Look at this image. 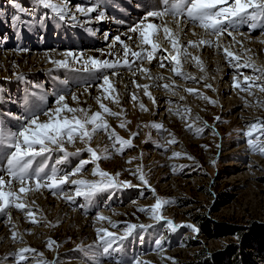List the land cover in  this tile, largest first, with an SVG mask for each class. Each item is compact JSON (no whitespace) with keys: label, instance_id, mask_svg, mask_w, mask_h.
Listing matches in <instances>:
<instances>
[{"label":"rangeland","instance_id":"obj_1","mask_svg":"<svg viewBox=\"0 0 264 264\" xmlns=\"http://www.w3.org/2000/svg\"><path fill=\"white\" fill-rule=\"evenodd\" d=\"M75 1H67L70 10L73 4L75 5ZM17 2L27 7L34 3L33 0ZM84 2L81 4L84 7L92 5L87 4L85 0ZM1 4L0 0V7H2ZM5 4H8L7 0ZM0 20L7 22L4 15L0 16ZM244 33L251 41L261 35L260 31L256 34ZM261 37L264 38V35ZM230 41V37L225 34L223 46L229 47V50L234 53H239L241 63L250 58L249 62L256 68L264 69V54L251 56L239 45L238 47L230 46ZM263 43L264 41H259L257 44L261 47L264 46ZM182 45L188 46L185 43ZM188 48L189 53L198 56L204 66V70L201 71L195 66V61L190 58L187 62L182 60V71L195 77V81L176 77L170 71L171 64H168V61L165 62L168 69L159 68L162 70L159 76L162 74L164 79L157 80L158 84L173 85L176 88L175 95L166 92L162 87L157 90L150 89L151 95L157 101L154 105L144 96L143 89H137L132 83L131 92L126 90L121 93L120 90L123 88L119 85V88H116L122 94L119 106L112 103L110 99L102 101L112 111L120 112L121 108L124 110L122 117L105 115L111 129H114L123 139H128L133 132L137 135L133 140V147L117 153L115 148L120 146L116 144L114 148L113 141H109L104 131L100 130L91 142V146L97 150L98 154L108 155L109 158L101 159L98 162L99 167L112 175L120 173L118 180L130 181L135 187L117 191L111 196L108 192L102 193L88 207H81L85 203L83 198H77L69 203L66 197L53 196L47 192L46 196L51 201L49 211L45 208L43 214L35 215L38 220L35 226L24 214L21 215L16 209H12L14 210L12 222L17 226L15 230L23 234L24 243L14 244L8 229L10 225L5 224L7 228L4 231L2 228L0 231V264H9L4 258L8 256L10 261L11 254L22 247H31L36 250L35 253L26 254L28 257L26 264H44V262L46 264H85L84 249L97 242V229L116 231L119 235L123 234V229L129 223L153 225L146 231L138 229L137 233L124 243L125 253L121 255L126 259L136 256L142 264H245V262L246 264H264V250L259 253L256 249L246 252L243 248L245 238H248L250 233L257 229L256 227L264 229V154L260 152V149L264 148V134L259 130L254 133L255 150L249 149L246 137L243 135L250 124L264 121V93L254 87L252 94L249 95L232 87L233 73L236 70L227 65L221 51L223 47L217 49L214 46L210 48L202 46L201 50ZM203 49H210L209 51L216 56L207 52L202 53ZM24 50H3L0 54L19 53ZM62 51L58 50V52ZM162 54L158 52L157 57ZM14 68V64L7 69V63H0V84L4 79H15L19 75L26 74V71L22 72ZM122 69L124 68L117 70ZM45 72L40 71L38 74ZM223 72L224 75H222ZM27 73L31 74V72ZM57 74L63 75L62 77L65 75L63 71L62 74ZM244 75L258 76L260 73L247 67L239 69L237 79L241 84L244 83ZM65 76L69 78L70 83L76 81L71 75ZM169 77L172 79H168ZM173 81H175L174 84ZM254 83H264V79ZM83 84L75 82L72 91H76L78 85L79 90L83 89ZM209 84L211 88H206L205 85ZM185 88L196 89L201 96L189 94L184 91ZM93 92H97L94 87ZM133 93L138 97L136 102L131 100ZM98 95L103 96V93ZM204 96L215 103H209L208 100L203 99ZM95 97L96 95L92 94L89 99L86 98L87 103L84 105L82 102L79 104L72 102L70 97L67 102L70 101L69 105L72 107H90L92 111H96L99 108ZM140 103H143L148 111H143L139 106ZM184 109H190V112L186 113ZM178 111L180 115L176 114ZM217 117H219L218 120ZM122 121L126 122V127L123 129L119 127ZM153 122L161 123L167 131L152 129L149 125ZM189 125H191L190 129ZM161 136L174 139L176 143L165 145L164 141L160 140ZM156 142L163 146L156 147ZM76 147L83 148L84 145L77 140L74 147L68 146V150L75 151ZM105 147H107V153L104 152ZM173 153H180V156L174 157ZM56 154L59 157L62 155L55 152L51 157ZM79 159H90V157L87 152L81 153L80 157H70L66 163L57 166L58 174L73 171ZM129 160L132 162L128 163ZM54 164L55 162L50 163L45 171L50 173L51 166ZM94 167L95 165L90 163L83 174L70 176V180H98L99 177L91 175ZM138 167L143 168V174L149 183L148 187L131 174ZM75 187L70 183L66 184L64 191L73 195ZM32 198H27L31 206H44L46 203L45 199L37 201ZM157 198L172 202L162 210L164 220L159 223L150 218V211H138L141 208L150 210ZM33 200L37 201L34 205H32ZM97 215L107 219L98 221L95 219ZM202 217L207 218L212 225H227L233 229V232L227 233L222 230L221 233H216L212 225L211 227L208 225L206 231L204 225L201 226L199 223ZM6 219V216H0V224ZM169 219L176 225H192L198 231L193 232L191 228L178 227L175 232H171L166 227V221ZM109 221L116 223L117 229L111 228ZM141 235L144 237L142 244L139 242ZM160 236H164L162 251L156 250L154 244L155 239ZM49 240L55 242L51 247L47 243ZM231 246H234L237 253L235 258L232 257L233 254H229ZM78 248L79 251H77ZM98 264H110V262L101 258Z\"/></svg>","mask_w":264,"mask_h":264},{"label":"snow or ice","instance_id":"obj_2","mask_svg":"<svg viewBox=\"0 0 264 264\" xmlns=\"http://www.w3.org/2000/svg\"><path fill=\"white\" fill-rule=\"evenodd\" d=\"M7 3L18 13L11 17V24L14 29L19 26L31 28L36 23L35 7L50 10L52 13L50 18L58 22H68L70 20L73 22L72 26H76L75 22L78 20L76 13L88 18L82 22L84 24L91 22L93 13H96L94 19L97 22H103L106 19L105 11L99 10L101 8L100 4H92L88 7L77 5L75 6V12H72L67 0H56V2H53V0H35L33 11L29 12L17 0H7ZM111 6L120 7L115 3ZM137 7L143 9V11L138 19L128 27L126 32L115 36H110L109 33L104 34L105 40H110V42L107 44L108 51L106 53L103 49L99 50L100 56H108L112 57V59H101L94 56L85 57L82 53L66 51L62 53L65 59L49 61V63L54 64L58 68L68 69L78 74H87L92 82H85L82 85L83 92L87 93L90 88L95 87L98 93H103V96L97 95L95 97L99 110L92 111L90 107L70 106L67 102L68 97L76 104H79L80 100L76 91L66 87L68 81H61V84L65 87L53 93L47 92L43 86L37 83L33 82L30 86L26 83L23 95L19 100L13 99L11 96L7 99V102L11 105H18L21 111H13L11 107L8 109L0 108V216L7 217L3 222L10 225L9 231L14 244L24 243V240L23 234L15 230L17 226L12 222V209L24 214L26 218H29L31 224H38V220L32 211V206L28 203L27 196L21 195L33 191L29 185L34 184L36 191L47 189L53 196L66 197L69 203L74 202L77 198H83L85 203L81 207H88L93 204L95 198L102 193L108 192L109 196H111L117 191L135 187L130 181L118 180L120 173L112 175L99 167L98 162L101 159L109 158L108 155L98 154L97 150L91 146V142L100 130L104 131L109 141H113L114 148L116 144L120 146L115 148L117 153H122L126 148L133 147V140L137 135V133L133 132L128 139H123L114 129H111L105 119V115L108 117H122L124 110L121 108L120 112L112 111L102 101L110 99L112 103L118 106L121 104L122 94L118 92L115 82L111 79V77L120 75L117 69L125 68L133 76L139 71L144 74L143 78L149 80H163V76L153 77L151 69L143 67L145 59L149 64H152L154 59H159L158 67L160 68H166L168 65H166L165 61H168V64H171L170 71L176 77L186 81H195V77L182 71V60L187 62L190 58L195 61V66L199 67L201 71L204 70V66L198 56L191 55L188 52V48L182 45L181 36L186 34L184 32L186 26L191 25L193 28L198 27L203 30L199 34L196 32L192 33L193 36H198L199 38L198 40H189L188 47L200 48L205 45L214 46L217 49L223 47L227 65L236 70L233 73L232 87L234 89H239L251 95L252 89L256 87L261 93H264V83H254V81L264 79V69L256 68L254 64L249 62L250 58L241 63L240 54L230 51L229 47H224L222 43L226 33L227 36L231 37L230 46L239 45L243 48V41L237 39V35H246L241 31V25H247L253 31L259 25H264V0H143ZM19 14L32 16L33 19L31 22L22 20ZM3 15V8L0 7V16ZM165 17L168 19L165 20ZM48 18L47 16H40L39 24L43 26ZM156 20H160L161 23H155ZM115 22L118 24L126 23L119 19L115 20ZM173 23L176 26L174 30L170 27ZM161 29L164 39L171 43L172 52H168L164 48L163 52L167 53V55L162 54L157 57L158 51L162 48V45L157 42ZM260 33L264 35V27L260 28ZM132 34H138V36ZM122 36L127 37V40L122 39ZM137 40L136 46L140 48L139 51L133 50L128 43V41L136 42ZM244 50L249 51L248 49ZM76 64H79L80 67H76ZM246 67L252 68L254 72H259L260 75H244V83L241 84L237 79V73L239 69ZM17 79L18 81H24L23 76H18ZM168 79L172 78L169 77ZM95 81H99V83H94ZM132 83L137 89L142 88L144 96L152 101L154 105L157 103L156 98L151 95V86L149 84L140 85L135 80ZM174 83L175 81H173ZM79 87L78 85L77 91ZM156 87H162L172 95L176 94V88L169 83L157 84ZM205 87L211 88V85H205ZM184 91L198 97L201 96L193 88H185ZM4 92V87L0 86V102L4 101L2 95ZM49 96L54 97L51 104L48 100ZM137 99V95L133 93L131 100L136 102ZM203 99L208 100L209 103H215L206 96ZM139 106L143 111H148L143 103H140ZM169 111H171V108H169ZM183 111L187 113L190 112V109H184ZM176 114L180 115V112L178 111ZM218 119L219 117H217ZM149 126L158 131H167L161 123L153 122ZM119 127L125 128L126 122L122 121ZM188 127L190 129L191 125ZM258 130L264 134V121L250 124L248 130L243 133L250 150H255L256 148L253 136ZM169 135L171 134L169 133ZM77 140L84 147H76L75 151H69L68 146L74 147ZM160 140L164 141L165 145L176 143L174 139H166L164 136H161ZM155 146L159 148L163 145L156 142ZM107 151V147H105L104 152L107 153ZM55 152H59L62 155L56 158L55 164L51 166V171L48 173L45 171L48 167L47 161ZM83 152H87L90 159H79L73 171L58 174L57 166L66 163L70 157H80ZM260 152L264 154V148H261ZM173 156L179 157L180 153H173ZM131 162V160L128 161V163ZM90 163L95 165L91 170V175L99 177L98 180H70V176L83 174L87 170L86 166ZM131 174L136 176L144 186H149L142 167H138ZM69 183L76 186L73 195H69L64 191V186ZM170 203L172 202L166 199L157 198L150 210L141 208L138 211H150V218L159 223L164 220L162 210ZM32 204L34 205L35 201H32ZM95 219L103 221L107 218L97 215ZM109 223L111 228L117 229L116 223L112 221H109ZM151 227L153 225L129 223L123 229V234L119 235L116 231L97 229V242L84 249L85 264H98L101 258L109 260L110 264H142L141 260L136 256L126 259L121 254L125 253V241L132 238L138 229L146 231ZM166 227L171 232H175L178 227H188L193 232L198 231L192 225H176L170 219L166 221ZM143 240L144 237L142 235L139 236L141 244ZM163 241L164 236L155 239L156 250H163ZM47 243L51 247L55 242L49 240ZM79 250L78 248L77 251ZM35 251L31 247H22L11 254L10 261L8 256L4 260L9 262V264H26L28 260L26 254L35 253Z\"/></svg>","mask_w":264,"mask_h":264},{"label":"bare ground","instance_id":"obj_3","mask_svg":"<svg viewBox=\"0 0 264 264\" xmlns=\"http://www.w3.org/2000/svg\"><path fill=\"white\" fill-rule=\"evenodd\" d=\"M67 1H69V0H67ZM71 1V0H70ZM126 2H131V5L132 6H134V5H136V4H138V0H125ZM71 3H73V2H71ZM83 3H85L84 2V0H76L75 1V5L73 4V7H72V11L73 12H75V6H77V5H79V6H82L81 4H83ZM86 3L87 4H93V3H91V2H89V0H87L86 1ZM87 4H85V5H87ZM89 6V5H88ZM84 7V6H83ZM76 15L78 16V15H80L79 13H76ZM95 15H96V13H93L92 14V17H93V19L91 20V22L90 23H87V24H84V23H82L84 20H86V19H88L87 17H84V16H78V20H79V22H80V24L82 25V26H84V27H87V26H90L91 25V27L92 28H96V25L98 24V25H100L101 24V22H97L95 19H94V17H95ZM126 15H130V16H132V10L131 9H129L128 10V8H127V5H126ZM168 18L167 17H165V20H167ZM155 23H157V24H160L161 23V21L160 20H156L155 21ZM170 27L174 30L175 29V24L173 23V24H171L170 25ZM1 29V28H0ZM113 29V28H112ZM109 29V30H107V28H101V36L99 37L100 39V42H99V45H98V47H96L95 49H90V50H88L87 52H82V54L85 56V57H87V56H94V57H98V58H101V59H112V57H108V56H104V57H101L100 56V52H99V50H101V49H103L104 50V52L106 53L107 51H108V49H107V44L110 42V40L109 41H106L105 40V38H104V34L105 33H109L110 34V36H115V35H117V34H121V33H124V32H126L127 31V29L128 28H124V29H120V30H118V31H116L115 29ZM112 30V31H111ZM203 30L202 29H200V28H198V27H196V28H193V27H191V25H188V26H186L185 27V29H184V32L186 33V34H183L182 36H181V42L182 43H185V45L187 46L188 45V41L189 40H198V36H193L192 35V33L193 32H196L197 34H199V33H201ZM241 31H243V32H247L248 33V31H246V30H241ZM2 32V31H1ZM257 33H259V32H257ZM250 34V33H249ZM132 35H138V34H132ZM260 37L258 38V37H256V38H254L253 39V41H251V39H249L247 36H245V35H240V36H238L237 35V39L238 40H241V41H244V43H243V50L244 49H248L249 51H245V53H248V54H250L251 56L252 55H255V54H260V53H262V54H264V46H259L257 43L260 41V42H262V41H264V38H262L261 37V35H259ZM228 37V36H227ZM122 39H125V40H127V37H124V36H122ZM226 39V38H225ZM230 39H231V37H230ZM229 41V40H228ZM227 41V42H228ZM254 41H256V44H254ZM157 42L158 43H160L161 45H162V48H161V50L160 51H158V52H162L163 54H165L164 52H163V49L164 48H166L168 51H171L172 50V46H171V43L169 42V41H167V40H165L164 39V34H163V31H162V29L160 30V32H159V34H158V37H157ZM224 42H225V40H224ZM37 42L35 41V44H36ZM128 43L131 45V47L133 48V50H136V51H139L140 50V48H138L136 45H137V43H138V40L136 41V42H133V41H128ZM226 43V42H225ZM260 44V43H259ZM226 45V44H225ZM258 45V46H257ZM262 45V44H261ZM263 45H264V43H263ZM206 47H209V46H207V45H205ZM234 46H236V45H234ZM237 47H238V45H237ZM187 48H188V46H187ZM201 48V47H200ZM199 48V49H200ZM205 48V47H204ZM210 48V47H209ZM215 48V47H214ZM189 49V48H188ZM202 49V48H201ZM200 49V50H201ZM232 49V48H231ZM210 49H203L201 52L202 53H204V52H207V54L208 53H210L212 56H216V55H213L212 54V51H209ZM213 50V49H212ZM221 50V49H220ZM238 50V49H237ZM62 51V50H61ZM66 51H68V50H65L64 49V51H62V52H58V50H45L44 52H36L35 50H33V49H25L24 51H22V52H19V53H15V52H7V53H1L0 54V63H4V64H6L7 63V69L8 68H10L11 67V65H13L14 64V66H15V68L14 69H18V70H22V72L23 71H26V73L27 72H31V73H34V74H38V72H40V71H53V70H56L55 71V73H61L62 74V72H59L57 69H59L58 67H56L54 64H51V63H49V61L50 60H61V59H65V57L62 55V53H64V52H66ZM222 52H223V50H221ZM221 51H219L218 50V52H221ZM259 51V52H258ZM72 52H74V51H72ZM189 52V51H188ZM216 52V51H215ZM221 52V53H222ZM238 52V51H237ZM257 52V53H256ZM15 53V54H14ZM74 53H77V52H74ZM167 54V53H166ZM242 55V54H241ZM217 56H219V55H217ZM257 56V55H256ZM263 56V55H262ZM261 56V57H262ZM206 58V57H205ZM209 58V57H208ZM70 59V58H69ZM166 62V61H165ZM158 63H159V59H154L153 60V62H152V64H149L148 62H147V60L145 59V61H144V64H143V67H146V68H150L151 69V75L153 76V77H156V76H159L160 75V73H162V70L163 69H165V68H161L162 70H159V68L160 67H158ZM209 63V62H208ZM186 64V63H185ZM78 65V66H77ZM77 65H75L76 67H80V65L79 64H77ZM167 65V64H166ZM167 68V67H166ZM4 69V68H3ZM168 69V68H167ZM188 69V68H187ZM118 71V70H117ZM184 71V70H183ZM119 73H120V75L119 76H116V77H111V79L115 82V86H116V88H119L120 86L123 88V89H121L120 91H121V93H123L124 91H128V92H131L132 91V82L131 81H133V80H135L136 81V83L137 82H139V84H141V85H144V84H149L151 87H150V89L151 90H154V89H158V87H156V85L158 84V82H157V80H149V79H147V78H143L144 77V74H142V73H140L139 71H137L136 72V75L135 76H131V74L129 73V71L127 70V69H122V70H119L118 71ZM165 72H167V70L165 71ZM42 74V73H41ZM164 74V73H163ZM222 75H224V72L222 73ZM63 76V75H62ZM65 76V75H64ZM161 76H162V74H161ZM70 80H71V82H73V79H71L70 78ZM51 81V80H50ZM50 84H51V82H49ZM99 83V82H98ZM156 83V84H155ZM138 84V83H137ZM118 85H119V87H118ZM125 85H127V87H125ZM120 87V88H121ZM95 88V87H94ZM161 90V89H160ZM94 91H95V89H94ZM76 92H77V94H78V96H79V100H80V102H82L83 103V105L84 104H86L87 102V99L86 98H90V96L93 94L94 96L96 95H98V93L96 92V93H94L93 92V88H90L89 89V91L87 92V93H85V92H83V89H81V90H76ZM128 92H126V94L128 93ZM102 94V93H101ZM129 96V95H128ZM70 98L68 97V100H69ZM95 99V98H94ZM69 103H70V101H69ZM133 103V102H132ZM130 105V104H129ZM132 109V108H131ZM59 157V155L58 154H56V156L55 155H53V157H51V163H53V162H55V160H56V158H58ZM7 178V177H6ZM29 187H31L32 189H33V191L32 192H28V193H26V194H23V195H26L27 196V198H29V197H33L32 199H36L37 201L38 200H43V199H45V202L46 203H44L45 205L44 206H37V207H34V206H36V205H34V206H32V211H33V213H34V215H37V214H39V215H41V214H43L44 213V210H45V208H47V210H48V207H49V203H51V201H49V199L50 198H47V192H49L47 189H41V190H39V191H36L35 190V185L33 184V185H29ZM18 188V187H17ZM34 201V200H33ZM37 201H35L36 203H37ZM29 203V202H28ZM33 205V204H32ZM57 206V205H56ZM40 207V208H39ZM15 210V209H14ZM14 210H11L12 212L14 211ZM49 211V210H48ZM20 213V212H19ZM62 213H63V210H62ZM21 215H22V213H21ZM59 215V214H58ZM63 216V215H62ZM19 217H21V216H19ZM37 217V216H36ZM40 217V216H39ZM67 220V219H66ZM79 221V220H78ZM77 221V222H78ZM74 222V221H73ZM84 224H86V222L84 223ZM5 225V223H2V224H0V231L2 230V228H3V231L5 230V228H7V227H5L4 226ZM35 226V225H34ZM37 227V226H36ZM9 229V228H8Z\"/></svg>","mask_w":264,"mask_h":264},{"label":"trees","instance_id":"obj_4","mask_svg":"<svg viewBox=\"0 0 264 264\" xmlns=\"http://www.w3.org/2000/svg\"><path fill=\"white\" fill-rule=\"evenodd\" d=\"M201 226L204 225V229L207 231V226L209 225L211 227V222L207 219L202 217L200 219ZM212 227H214V229L216 230V233L219 232L221 233L222 230H225L227 233L229 232H233L232 228H229L227 225H223V224H213ZM257 229L254 230L253 233H250L251 235L248 236V238H245V242L243 244V248H245L244 250L246 252H250V250L252 251V249H256V252H261L264 250V229H260L259 227H256ZM223 231V232H225ZM245 246V247H244ZM229 254H233L234 256H232L233 258L236 257L237 253H235V248L234 246L230 248V252ZM246 254V253H245ZM249 256V254H246ZM246 264V262H245Z\"/></svg>","mask_w":264,"mask_h":264}]
</instances>
